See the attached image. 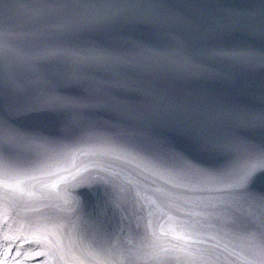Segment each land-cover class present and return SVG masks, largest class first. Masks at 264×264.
Listing matches in <instances>:
<instances>
[{
  "label": "water",
  "instance_id": "1",
  "mask_svg": "<svg viewBox=\"0 0 264 264\" xmlns=\"http://www.w3.org/2000/svg\"><path fill=\"white\" fill-rule=\"evenodd\" d=\"M38 2L0 0V19L9 5ZM86 2L110 5L100 14L115 19L94 25L73 41L59 32V26L72 17L65 10L52 9L0 37V264H246L245 257L259 238L228 228L234 215L249 221L259 217L264 208L258 198L242 194L224 199L227 194L217 190L218 184L185 167V163L198 169L239 167L243 158L201 153L172 126L163 109L146 112L145 99L136 90L151 82L154 97L163 102L198 99L222 109L259 110L264 107V68L211 63L208 73L221 78L191 80L163 63L77 68L31 58L44 48L73 42L129 56L153 50L172 54L180 42L201 51L251 44L259 53L264 51L259 24L251 34L215 30L233 16H259L264 0ZM129 2L151 5L148 11L153 17L174 22L164 28L132 23L122 7ZM98 11L80 10L76 15L92 17ZM193 18L200 22L195 32L187 23ZM67 77L78 78L80 84L70 86ZM110 79L130 89L98 92L87 86ZM39 81L45 82L42 89L37 87ZM46 94L75 98L88 105L87 111L79 118L26 115ZM246 135L257 150L264 142L259 131ZM69 171L78 173L80 183L62 180ZM98 175L129 188L128 180L150 187L176 185L172 190L183 197L176 201L181 212H174L176 219L170 221L155 210L152 215L129 211L128 219L112 221L107 230L94 216L102 182L92 177ZM151 252L194 259L157 261L146 256Z\"/></svg>",
  "mask_w": 264,
  "mask_h": 264
},
{
  "label": "snow or ice",
  "instance_id": "2",
  "mask_svg": "<svg viewBox=\"0 0 264 264\" xmlns=\"http://www.w3.org/2000/svg\"><path fill=\"white\" fill-rule=\"evenodd\" d=\"M107 4H94L86 0H61L52 3L50 0H39L34 4L9 5L0 19V37L7 36L13 27H22L41 13L52 9H62L72 19L67 25L59 26V32L69 40L92 31L97 24H106L115 19L100 10L109 9ZM122 7L127 10L130 22L153 28H164L173 23L172 20L157 19L148 11L152 6L129 2ZM259 16H233L218 25L217 33L246 32L259 24L260 32L264 37V4L259 6ZM98 9V14L92 17L77 16L80 10ZM195 32L200 27L196 19L187 21ZM172 54L164 55L160 50H153L149 54L129 56L95 44L73 42L66 45L47 47L32 57L31 60L48 64H71L77 68L90 67H124L135 63H163L173 72L191 80L219 79L220 74L210 75L208 67L211 63L227 64L232 66H256L264 68V51L256 50L254 45L244 44L239 46H213L201 51L195 45L189 49L183 42L178 43ZM264 50V44L261 45ZM6 71V69H5ZM70 86H78L80 81L75 77H67ZM45 86L44 81H39L38 88ZM98 92L105 89L121 88L125 91L130 89L126 83L110 79L105 81L89 82L87 85ZM137 94L145 99V111L155 113L163 109L171 120L172 126L179 133L186 136L192 146L204 154L226 153L234 158H243L244 163L239 167L224 169H198L192 163H185V167L192 171H200L209 181L218 184V191L227 194L224 199H235L239 195H249L258 198L259 204L264 208V142L257 150L250 142L248 135L257 131L264 136V107L259 110L236 106L231 109H222L205 100L190 99L181 103L163 102L154 97L153 85L148 82L146 86L137 89ZM42 102L28 109L25 114L33 113L46 118L56 119L68 115L79 118L87 111L88 105L80 103L72 97H59L54 95H43ZM173 158H178L173 153ZM87 171V169H85ZM77 174L69 171L68 175L62 177L65 182H77ZM94 180L102 182L98 188L101 200L97 209L94 210L95 219L107 230L111 229L112 221L122 222L128 219L129 211L143 210L149 215L153 210L166 215L170 221L176 217L174 212H181L176 201L183 197L172 189L177 187L142 186L132 180H128L126 187L114 178L105 176H94ZM81 187H90L81 183ZM51 188H55L53 184ZM186 192L188 189L185 190ZM67 203V201H66ZM206 208L209 205H204ZM190 216L191 213H182ZM211 215V213H209ZM180 223L187 224V220ZM228 231L237 233H249L259 238L255 248L245 257L246 264H264V212L259 217L247 220L242 217L233 216ZM163 234V232L161 233ZM153 235H156L153 233ZM27 243L32 241L26 240ZM39 243V241H37ZM150 259L165 261L170 259H194L188 257L162 255L158 252L146 253Z\"/></svg>",
  "mask_w": 264,
  "mask_h": 264
}]
</instances>
